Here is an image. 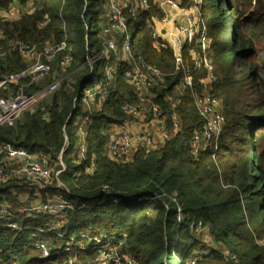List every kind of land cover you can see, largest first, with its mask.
<instances>
[{
  "label": "trees",
  "instance_id": "16d2710c",
  "mask_svg": "<svg viewBox=\"0 0 264 264\" xmlns=\"http://www.w3.org/2000/svg\"><path fill=\"white\" fill-rule=\"evenodd\" d=\"M147 1L148 11L128 18L131 49L164 75V83L153 91L155 102L168 129L171 115L179 117L180 131L172 133L160 149L147 151L138 146L123 163L104 157L111 127L130 120L122 111L125 101H133L131 85L123 78L124 65L116 69L102 110L93 111L89 118L88 160L81 165H73L70 158L76 142L74 124L85 114L81 102L84 92L94 91L97 81H78L71 92L62 87L33 110L0 127V142L44 154L53 161L63 148L65 133L68 148L62 160L66 168L60 179L69 191L68 200L76 207L81 203L89 207L50 216L64 220L63 239L34 236L32 229L49 221L43 216L35 221L19 218L20 229L16 231L0 227V252L7 257L6 264H39L40 251L33 248L36 242L44 243L54 254L71 237L103 233L126 236L128 251L137 264H189L191 259H195L194 264H264V68L257 59L259 53L264 54V0L201 2V24L211 39L210 59L216 74L211 93L222 101L225 123L220 137L197 153L193 152V135L204 120L198 116L193 99L202 91L200 80L206 78V72L194 69L185 49L183 64L176 69L172 52L154 47V20L161 21L164 14L154 0ZM173 1L180 8L191 4V0ZM15 3L35 10L18 21L0 24V49H7L10 42L65 39L72 68L83 63L86 49L99 50L105 0H0V11H8ZM40 22H45L42 28ZM24 68L20 53L12 48L0 58V79L17 75ZM184 76L192 79V89L175 98L173 89ZM97 78L104 76L100 72ZM92 160L95 170L86 174L84 166ZM103 184L121 196L118 204L104 198L100 191ZM8 192L5 186L0 196ZM146 195L153 200L140 202ZM101 200L104 204L96 206ZM198 224L217 246L206 248L203 234L191 228ZM205 249L209 250L198 255ZM78 257L90 260L93 255Z\"/></svg>",
  "mask_w": 264,
  "mask_h": 264
},
{
  "label": "built area",
  "instance_id": "2783aa9c",
  "mask_svg": "<svg viewBox=\"0 0 264 264\" xmlns=\"http://www.w3.org/2000/svg\"><path fill=\"white\" fill-rule=\"evenodd\" d=\"M105 2L106 10L100 16L99 23L102 40L98 44L99 50L86 49L83 63L76 68H72V56L65 39L59 42L32 44L10 42L7 49H0V58L12 48L17 49L25 64L24 70L19 74L0 79V127L20 118L24 112L33 110L38 102L49 98L62 87L71 92L75 90L78 81H97L94 91L84 92L81 102L85 114L74 124L76 142L70 158L72 164L76 166L88 160L86 137L89 118L93 111L100 112L106 103L119 65L126 66L123 78L133 90V101H125L122 104V111L130 120L111 127L104 157L114 163H123L130 159L138 146H143L147 151L160 149L171 134L180 131L181 128L179 117L173 113L168 129L162 110L155 102L157 94L153 91L164 83V75L140 56H135L131 49L128 18H137L148 11V1L105 0ZM201 2L202 0H191L189 8H180L173 0H154V4L164 17L161 21L154 20L152 33L154 47L157 50H170L176 69L183 64L182 53L185 49L194 63V69L203 68L206 72V78L200 80L202 91L194 95L193 99L198 116L204 120L202 128L193 135L194 153L216 141L225 123L222 101L212 95L210 88L216 74L210 60L211 39L201 24ZM15 4L8 11H0V24L18 21L25 14H31L35 10L30 5L21 9L23 7ZM169 8L182 13L184 21L172 29H166V26L157 27V23L162 25L166 22ZM44 24L45 22H40L39 28ZM2 37L3 31L0 28V40ZM85 45L88 46L87 40ZM101 62L103 63L99 66ZM99 72L103 74V79L97 78ZM192 83L189 76H184L173 89L175 98L191 90ZM168 100L173 101L172 97H168ZM74 110L75 104L72 112ZM63 137V148L54 161L44 154L30 153L9 143L0 142V183L4 187L7 186L9 191V198L0 196V201H3L0 203L1 228L16 231L20 229L19 218L22 217L23 221H35L43 216L48 217L49 221L45 226L32 229L34 236L63 239L61 230L65 226L64 220L61 217L51 219L50 216L89 208L86 203L76 207L68 200L69 191L60 179L66 168L62 155L68 148L65 133ZM84 167L85 173L91 174L95 170V162L92 160ZM4 187H0L1 192ZM100 191L104 198L110 199L114 205L122 199L107 184L101 185ZM151 200L153 197L146 195L140 202ZM11 202L17 207L14 208ZM102 204L104 200L98 201L96 206ZM177 212V221L180 223L179 207ZM191 228L196 234L205 231L201 224ZM206 234V238L210 239V235ZM65 245L63 249L53 254L47 250L44 243L36 242L33 248L40 251L37 258L39 264H137L128 251L124 235L103 233L91 237L81 234L69 238ZM210 246H214L212 240ZM208 250L200 251L198 255ZM87 253H92V259L78 257ZM59 255H62V258H57ZM224 255L228 257L229 252L225 251ZM6 261L7 257L0 252V264H6ZM194 263L195 259L189 260V264Z\"/></svg>",
  "mask_w": 264,
  "mask_h": 264
},
{
  "label": "rangeland",
  "instance_id": "374dc122",
  "mask_svg": "<svg viewBox=\"0 0 264 264\" xmlns=\"http://www.w3.org/2000/svg\"><path fill=\"white\" fill-rule=\"evenodd\" d=\"M15 5H17L18 6V4H15ZM19 7V6H18ZM21 8V7H20ZM21 9H24V8H21ZM220 9V8H219ZM221 9H222V7H221ZM183 15V14H182ZM182 15H179L178 14V18H181V19H184V15L182 16ZM227 15V17H229L230 15L229 14H226ZM169 21H170V17H169V15H167V20H166V22H164V24L167 26V29L169 28V29H172V28H175L176 26H178V25H180L184 20H178V21H176V22H174V19L171 21V22H173L170 26H169ZM257 59H258V63L264 68V54L263 53H259L258 54V57H257ZM211 60V59H210ZM205 71V70H204ZM100 73V72H99ZM98 73V74H99ZM96 77V76H95ZM212 85V84H211ZM210 88L212 89V87L210 86ZM218 99H220V98H218ZM221 100V99H220ZM2 184L0 183V186H1ZM4 196H7L8 198H9V195L7 194V195H4ZM11 199V198H10ZM206 231V230H205ZM205 231L204 232H202V234H203V236H204V240H205V244H207L206 245V248H208V246H210L211 245V239H208V238H206V236H207V234L205 233ZM214 246H217V245H214Z\"/></svg>",
  "mask_w": 264,
  "mask_h": 264
},
{
  "label": "crops",
  "instance_id": "0c3cea01",
  "mask_svg": "<svg viewBox=\"0 0 264 264\" xmlns=\"http://www.w3.org/2000/svg\"><path fill=\"white\" fill-rule=\"evenodd\" d=\"M179 15H182V13H180L179 11H176L174 9H171L169 8L168 9V15L170 17V21H169V26L173 23L171 22L173 19H174V22L178 21V20H183L181 18H178L177 16ZM183 16V15H182ZM157 27H165L166 25L162 24V25H159L158 23L156 24ZM167 27V26H166ZM165 27V28H166ZM167 29V28H166ZM169 29V28H168ZM140 125V124H139Z\"/></svg>",
  "mask_w": 264,
  "mask_h": 264
}]
</instances>
